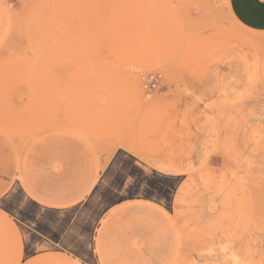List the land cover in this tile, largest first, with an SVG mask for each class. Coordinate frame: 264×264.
<instances>
[{
    "label": "rangeland",
    "instance_id": "374dc122",
    "mask_svg": "<svg viewBox=\"0 0 264 264\" xmlns=\"http://www.w3.org/2000/svg\"><path fill=\"white\" fill-rule=\"evenodd\" d=\"M228 1L0 0V264H264V32Z\"/></svg>",
    "mask_w": 264,
    "mask_h": 264
},
{
    "label": "crops",
    "instance_id": "0c3cea01",
    "mask_svg": "<svg viewBox=\"0 0 264 264\" xmlns=\"http://www.w3.org/2000/svg\"><path fill=\"white\" fill-rule=\"evenodd\" d=\"M228 4L233 17L243 27L253 31L264 32V0H229ZM96 180L97 175L92 176L91 182L85 187V195L89 194L95 185ZM114 212L115 211L111 212L109 218L102 222L103 231L99 232L98 238L96 240V251L101 261L103 260L101 256L102 240L106 234L108 220H110Z\"/></svg>",
    "mask_w": 264,
    "mask_h": 264
}]
</instances>
